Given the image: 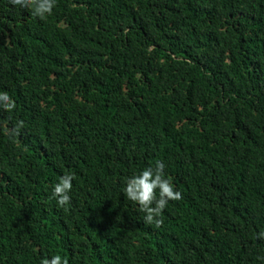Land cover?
Segmentation results:
<instances>
[{
    "label": "trees",
    "instance_id": "trees-1",
    "mask_svg": "<svg viewBox=\"0 0 264 264\" xmlns=\"http://www.w3.org/2000/svg\"><path fill=\"white\" fill-rule=\"evenodd\" d=\"M0 91V264H264V0H0ZM157 160L159 224L122 191Z\"/></svg>",
    "mask_w": 264,
    "mask_h": 264
},
{
    "label": "clouds",
    "instance_id": "clouds-1",
    "mask_svg": "<svg viewBox=\"0 0 264 264\" xmlns=\"http://www.w3.org/2000/svg\"><path fill=\"white\" fill-rule=\"evenodd\" d=\"M21 8H31L32 14L43 18L50 15L56 0H13ZM0 108L11 110L14 102L6 91H0ZM17 121V127L22 125ZM164 164L157 160L153 165L146 166L123 181V194L129 201L135 202L143 211L146 222L159 224V217L170 200L181 199V192L176 189L170 179L164 174ZM74 174H62L51 188V196L58 207L65 209L70 203L69 192L72 189ZM264 235V234H262ZM40 264H68L66 258L59 253L50 257H42Z\"/></svg>",
    "mask_w": 264,
    "mask_h": 264
}]
</instances>
